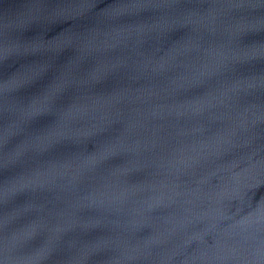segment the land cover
Here are the masks:
<instances>
[{
    "label": "water",
    "instance_id": "obj_1",
    "mask_svg": "<svg viewBox=\"0 0 264 264\" xmlns=\"http://www.w3.org/2000/svg\"><path fill=\"white\" fill-rule=\"evenodd\" d=\"M0 264H264V0H0Z\"/></svg>",
    "mask_w": 264,
    "mask_h": 264
}]
</instances>
